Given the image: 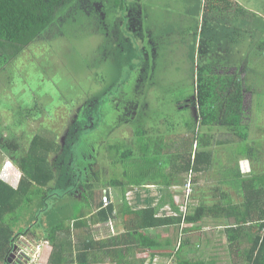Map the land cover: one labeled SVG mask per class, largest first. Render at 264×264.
<instances>
[{
    "label": "trees",
    "instance_id": "1",
    "mask_svg": "<svg viewBox=\"0 0 264 264\" xmlns=\"http://www.w3.org/2000/svg\"><path fill=\"white\" fill-rule=\"evenodd\" d=\"M132 1L134 0H0V69L4 67V70H7L8 68H5L8 64L36 42L46 43L43 48L48 49L51 40L61 37L63 31H72L76 26L85 25L84 12L87 15L90 13V17L97 13L102 27L110 26L112 21L111 24L120 32L129 28L130 33L126 36L118 35L115 29L116 34L111 37L113 42L110 41L114 44L116 53L120 55L116 58H110L108 55L107 58L111 72L117 76L110 80L107 90H115L111 94L118 98L122 97L120 95L124 90L131 91L130 77L135 72L137 75L132 78L140 76L143 61H146V58H142L144 50L140 46L127 45L131 41L136 43V38L140 37L133 29L135 19L132 20L131 17L134 5ZM239 11H242V7L231 0H203L198 15L195 16L198 18L196 22L198 25L191 59L198 68L197 82L194 85V94L182 102L178 100L175 108L194 112V117L186 122L182 136L183 142L190 141L191 146L188 148L185 145L187 150H182L183 153L179 154V150L171 146L170 137L166 139V134H161L152 141L137 142L135 139V144L125 140L126 142L121 144L119 142L116 145H106L108 161L119 167L122 164H129V169L122 173L121 178L114 174L118 179L115 178L110 183V192L94 193L92 198L89 195L85 198L89 201L96 197L98 199L100 195L99 203L93 200L89 205L90 207L95 204L99 211L92 217L93 221L108 225L117 221L122 229L119 235L108 240L86 241L83 251L78 255V264H94L98 258H109L115 260L116 264H146V257L139 258V255L144 253L148 255L147 250H150L147 264H155L157 260L165 264H264V167H261L264 163V147L260 145L257 135L252 133V125L244 123L247 115L244 110L245 102L247 96L252 94V89L247 87L250 86L247 82L248 76L237 73L231 75L227 70L230 68L223 69L222 74L217 72L219 70L213 72L208 64L212 59L210 54L224 51L217 48L222 44V37L234 39L232 47H240L246 40L255 43V35L242 34V19L237 16ZM132 31L136 34H132ZM46 34L49 36L46 37ZM116 37L120 40H116ZM261 41H264V37ZM257 48L264 59V43L261 42ZM228 51L231 53V49ZM126 54L130 57V65H126V69L131 75L120 79L118 74L120 75L121 70L125 68L122 64L124 63L122 55ZM152 60L158 62L155 56ZM164 63L158 64L161 67ZM205 69H209V73H206ZM97 74L99 75L98 72ZM258 90L259 87L256 92ZM157 92L158 90L155 91V95H160ZM256 92L252 95L256 96ZM90 104L84 103L83 108L89 111L93 123H90L85 131L78 129L76 124L78 116L81 118L78 112L70 121L75 123V126L65 132V138L63 137L61 141L58 135L54 137L55 134L42 131L43 128H40L37 133L31 135L24 148L16 126L9 125L14 130L9 129L4 135L0 130L2 162L5 156L9 157L14 167L18 168L19 180L17 188H14L10 184L11 174L7 169L10 167L0 172V264H16L11 261V255L16 251L17 238L29 233L33 226H37L36 217L41 213L28 215L29 209L35 206V200L42 201L47 208L48 198L62 199L70 195L69 198L72 199L75 194L80 193L79 189L65 191L66 186L70 188L76 184L77 187L81 185L85 187L81 184L83 177L78 166L81 158L78 144L86 130H94L99 126L98 121L94 122L97 118L93 109L89 107ZM37 109L36 106L24 107L23 111H19V123L14 119L12 121L16 122L17 127L22 123L27 125L28 119L33 118L32 114L34 111L37 112ZM141 111L142 109H137L136 113L140 114ZM126 115L128 118L131 117ZM9 121L0 120V127L1 123L5 122L8 125ZM219 131L225 133L223 139H216V133ZM260 133L264 134V130ZM142 134L146 132L142 131ZM13 135H16L15 138H11ZM250 135L256 137L251 138ZM196 143L198 151L194 154L193 146ZM164 144L167 145L165 148L167 153L165 149L160 148ZM219 146H235L234 150L236 148L239 150L243 146L244 151L231 155L225 148L222 161L217 159V155H221V150L217 149ZM153 147L157 149L152 158L149 154ZM137 152L141 153H138L136 158L139 165H131L130 161ZM162 153L166 154L170 163L172 162L170 158L173 157L172 166L166 170L163 169L165 163ZM241 160H248L253 165L250 174L232 171L240 168ZM152 161L158 163V169H151L155 167L154 165L146 166ZM215 163L219 164L218 170L230 171L232 180L226 182L230 189L219 187L211 189L213 192L201 189L198 174H205L213 169ZM75 172H81V175H76ZM152 186L163 189L151 191L146 188ZM178 186L192 189V195L186 196L183 202L186 210L178 203L182 199L181 194L171 191ZM118 188L121 189L119 196L116 194ZM196 189L200 196L198 205H194ZM204 191L208 193V200L203 196ZM129 192L134 193L133 200L132 197L128 198ZM155 193L159 196L154 197ZM236 193V196L241 198L237 203L229 196ZM105 197L110 202L108 207L104 204ZM221 213H224L223 217H227V224H224L225 220L224 223L221 220ZM81 215L83 217H79L78 213L75 218L86 224L87 219H83L86 214ZM208 218H216V221L209 224L206 222ZM26 219L30 221H24ZM19 220L23 222L21 224L23 231L17 229ZM60 226H56L52 234L47 232L45 236L51 244L58 241L60 248L58 259L50 264L71 262L69 259L66 260L65 254L62 253L65 252L62 239L55 237L56 233L67 228ZM169 228L174 230V237L166 240L169 235L159 232ZM51 235L52 240H48ZM218 237L223 243L222 250L219 254H208L207 257L202 247L208 246L210 239ZM162 238L166 240L163 243L159 242Z\"/></svg>",
    "mask_w": 264,
    "mask_h": 264
},
{
    "label": "rangeland",
    "instance_id": "2",
    "mask_svg": "<svg viewBox=\"0 0 264 264\" xmlns=\"http://www.w3.org/2000/svg\"><path fill=\"white\" fill-rule=\"evenodd\" d=\"M231 1L242 7V11L237 12V16L242 19V34H253L256 41L254 43L252 40H246L240 47H232L235 40L222 37V44L217 48H222L224 51L210 54L212 59L208 61V64L213 72L219 70L217 72L222 74L223 69L230 68L227 70L231 75L237 73L248 76L247 82L250 86L247 87H251L252 94L259 87L256 96L252 94L247 96L244 107L247 115L244 123L252 125V133L257 135L260 145L264 147V134L261 135L260 133L264 130V59L261 57L260 49L257 48L261 42L264 43L261 41L264 37V0ZM133 2L132 13L134 15L131 16L132 20L135 19L133 28L136 29L135 32L140 37L136 38V43L131 41L127 45L140 46L142 50L149 51L152 58L153 56L157 57L158 62L155 63L152 58L149 61H143L141 75L132 78V76L137 75L135 72L130 77L131 91L130 89L124 90L120 95L122 97L118 98V96L112 95L111 93L115 90H107L110 80L117 77L113 71L111 72V66L107 62L108 55L110 58H116L120 55V53H116V48H114L111 39L116 34L117 29L111 24L112 21L110 26L102 27L98 21L97 13L90 17V13L87 15L84 12L85 25L76 26L72 31H63L61 37L51 40L48 49L43 48L47 45L46 43L36 42L37 44L35 43L34 46H31L30 49L24 51L21 56L8 64L5 68H8L7 70H4V67L0 69V120H10L8 125L5 122L1 123L0 130L4 135L9 129L14 130L9 125L16 126V131L19 129L18 133L21 134L23 140L21 145L24 148L27 146L31 135L37 133L40 128H43L42 131L55 134L54 137L58 135L61 141L63 137L65 138V132L75 126V123L70 121L78 112H80L81 118L78 116L77 128L85 131L86 127L93 123V118H91L89 111L83 108V104L91 103L89 107L93 109L97 118H94L96 119L94 122L98 121L99 126L94 130H86L81 135L78 144L81 153L78 166L83 177L81 184L85 187H82L81 184V187H77L74 184L70 188L66 186L64 189L65 191L73 189L77 191L79 189L83 196L80 201L82 200L86 206L89 204L85 198L86 195L92 198V195L97 194V192L104 191L103 193L106 194L112 180L117 177L121 178L122 173L129 169V164H122L119 167L113 166L108 161L106 145H116L126 141H132V144H135L136 141H152L161 134H166V139L170 137L171 146L178 149L179 154L183 153L182 150H187L185 145L188 148L191 146L190 141L183 142L182 136L185 124L194 117V112L192 110H175V108H177L178 100L182 102L194 94L198 68L191 59V55L194 46L193 41L197 35L196 26L198 24L196 22L198 18L195 16L198 15L203 0H134ZM201 21L203 22V20ZM141 28L142 30H139ZM128 33H130L129 28L123 32L117 30L118 35L126 36ZM136 33L132 31V34ZM47 34L46 37L49 36ZM116 40H120V38L116 37ZM142 43L144 46H141ZM147 43H149L151 50L147 47ZM229 49H231V53H229ZM143 57L144 55H142ZM134 58L136 59V57ZM129 59L128 54L122 55V61H124L122 64L125 65V68L121 70L120 75L118 74L120 79L122 77L128 78L127 75H131V72L126 69V65H130ZM163 62L165 63L160 67L158 63ZM205 71L209 73V69H205ZM157 90L160 95H155ZM30 106H36L38 111L33 112V118L28 119L27 125L22 123L17 127L15 121L19 123V111ZM137 109H142L140 114L136 113ZM126 114L131 115V117L128 118ZM142 131L146 134L143 135ZM224 134L220 131L217 132L216 139H223ZM255 135L250 136L255 138ZM15 136L13 135L11 138H15ZM197 143L193 146L194 154L198 151ZM234 147H217L221 150V155H217V159L223 161L225 148L231 155L241 154L244 151L243 146L239 150L238 148L234 150ZM153 148L149 154L152 158L155 156V149H157ZM160 148L164 150L167 145L164 144ZM165 152L167 153L166 149ZM138 153L131 159V165H139L136 158L141 153ZM1 156L3 155L0 154ZM162 156L165 163L163 169L166 170L172 166L173 157L171 156L172 162L170 163L165 153H162ZM5 157L3 162L0 161V169L10 167L8 172L15 173V170L12 169L14 165L11 160L8 156ZM74 157L76 158V154ZM151 165L155 166L151 169L159 168L158 163L154 161L146 166L150 167ZM244 165L246 167L247 163H242V166ZM261 167H264V163L261 164ZM81 172H75V174L81 175ZM198 175L202 190H211L221 186L218 175L214 177L213 182L210 181L207 172ZM146 188L151 191L163 189L156 186ZM116 191L120 193L121 189ZM171 191L181 194L182 199L178 203L182 207H184L185 197H189L193 193L190 187L178 186ZM196 191L197 189L194 190V205H198L200 202L199 193ZM69 196L62 199L48 198L46 201L47 208L42 201L35 200V206L29 209L28 215L41 213L36 217L39 220L36 225L40 228L45 223V218L49 219L47 223H51L52 226H55V222H59L61 226H69L75 219L73 216L78 215L76 213L71 216L73 211L83 210L81 207L74 209V203H71L73 200ZM153 196L157 197L159 194L155 193ZM203 196L208 200L206 191H204ZM130 197L133 200L134 193L130 194L129 192L128 198ZM93 200H97V197L90 201L93 203ZM234 201L239 202L241 198ZM44 208L46 210H43ZM184 210H186V205ZM215 221L216 218H208L206 222L211 224ZM18 222L17 229L23 231L21 226L23 222L20 220ZM50 229L49 226L46 229L48 234H52L53 229ZM35 232L33 230L32 234ZM173 232L174 230L169 228L160 230L159 233L169 235L166 237L167 240V238L174 237ZM52 236L48 240H52ZM20 237L16 240V251L12 253L11 261L16 264H36L39 262L38 259L41 256L40 241L33 235L31 236L30 233ZM166 240L162 238L159 242L163 243ZM213 243L214 246L202 247V251L207 254H205L207 257L208 254H219L222 250L223 243L219 239L214 240ZM149 252L150 250H147L148 255L146 253L139 255V258L146 257V264L149 261ZM194 257H199V255H194ZM155 264L165 263H160L157 260Z\"/></svg>",
    "mask_w": 264,
    "mask_h": 264
},
{
    "label": "crops",
    "instance_id": "3",
    "mask_svg": "<svg viewBox=\"0 0 264 264\" xmlns=\"http://www.w3.org/2000/svg\"><path fill=\"white\" fill-rule=\"evenodd\" d=\"M142 28L144 29V27H142ZM142 28L139 30H142ZM135 31H136V29H134V32ZM141 46H144V43H142ZM147 47H149L151 50V47L149 45H147ZM144 58H146V61L151 60V55H150L149 51H144ZM0 154H2V153L0 152ZM2 157L3 156L0 157V161L2 160L1 159ZM5 159H6V157H4V160ZM244 162L247 163L246 167H245V165L242 166V163H244ZM214 165H216V166L207 172L209 175L210 181L213 182L214 177H216V175H218V177H219L218 179H220V184H221L220 188H223L225 190L230 189L228 186H226V182H228L229 180H232V178L230 177V171L226 172L224 170H220V169L218 170L217 167H219V164L215 163ZM228 168L230 169V166H228ZM7 169H9V168H7ZM12 169L15 170V173H13V174L10 173L11 174L10 178H9L10 184L12 186H15V188H17L18 182H19L18 173H17L18 168L16 166L15 167L13 166ZM252 170H253V165L251 164L250 161L241 160L240 161V168L237 170L236 169L232 170V171H236V172L240 171L242 174L247 175V174H250ZM0 172H1V169H0ZM209 179H208V181H209ZM222 185H224V186H222ZM119 189L120 188H118L116 190H119ZM110 190H108V191H110ZM101 192H104V191H101ZM101 192H97V194H100ZM116 194H117V196L121 195V191H120V193H117V191H116ZM99 196H98V199H100ZM229 196L232 198L236 197L235 199L238 198L236 196V194L235 195H229ZM81 198H83L82 193L75 194V197H73L71 199V200H73V201H71V203H74L73 204L74 209L81 207L84 211L81 210L79 212H76L74 210L73 214L71 216H73L76 213H79V217L82 216L81 213H83V215L86 214L85 217L83 218V219H87L86 224H82L81 222H79L80 219L75 218V216H73L75 219L72 221V224L69 226L67 225L66 229H64L62 232L56 233V235H55L56 238L62 239L61 242L64 243V245H65V252L62 251V253L65 254L66 260L69 259L71 261L70 264H78L77 263L78 255H79V253H81L83 251V247L85 246L86 241L93 240L94 242H100L102 240H108L112 237H116L117 235H119L120 231L122 229L121 225L117 221H115V226H114V222H112V223H110V225H108L106 223H103V222H100L97 220L93 221L92 217L95 214H97V212H99L98 209L96 208V205L94 204L93 206L91 205L89 207L90 203H92L89 200V204L86 206V204L84 205V202H82V200L80 201ZM98 199H97V201L99 203ZM235 202L237 203L238 201H235ZM221 214H222L221 220L223 221V223L225 220L224 224H227L226 223L227 217L226 216L223 217L224 213H221ZM47 220H49V219L48 218L44 219L45 223L42 224L41 228L37 227V226H33V228H31V230L29 232L31 236L33 235L34 238H36V239H38V241H40L39 244L41 245V250H40L41 256L38 259L39 262H36L38 264H48V263L50 264L52 261L55 262L56 259H58V255H59L58 252H59L60 248L58 247V241L51 244L49 241H47V239H45V236L47 233L46 229L48 226L51 229H53V228H56V226L61 225V224H59V222H55V226H52L51 223H47ZM24 221H30V220L26 219ZM38 222H39V220H38ZM33 230L36 231L35 234H32ZM150 234L151 233H149V235ZM219 238L220 237L215 238L214 240H218ZM214 240L210 239L209 245L214 246V243H213ZM133 253H135V251H133ZM73 261H76V262H73ZM106 263L107 264H116V261L110 260L109 258L108 259L107 258L106 259L98 258V260L95 261L94 264H106Z\"/></svg>",
    "mask_w": 264,
    "mask_h": 264
},
{
    "label": "built area",
    "instance_id": "4",
    "mask_svg": "<svg viewBox=\"0 0 264 264\" xmlns=\"http://www.w3.org/2000/svg\"><path fill=\"white\" fill-rule=\"evenodd\" d=\"M104 204L105 207H108L110 205L109 199L107 197L104 198Z\"/></svg>",
    "mask_w": 264,
    "mask_h": 264
}]
</instances>
